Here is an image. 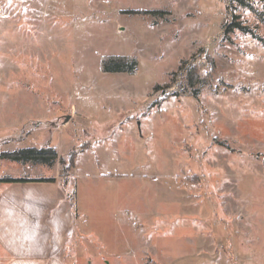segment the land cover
Here are the masks:
<instances>
[{
    "label": "rangeland",
    "instance_id": "374dc122",
    "mask_svg": "<svg viewBox=\"0 0 264 264\" xmlns=\"http://www.w3.org/2000/svg\"><path fill=\"white\" fill-rule=\"evenodd\" d=\"M247 2L0 0L2 150L82 147L65 182L58 157L3 159L0 172L64 186L71 264H264V45L253 35L264 37V0ZM231 20L251 31L226 30ZM103 54L138 67L102 71ZM182 59L196 64L194 86L173 74Z\"/></svg>",
    "mask_w": 264,
    "mask_h": 264
},
{
    "label": "crops",
    "instance_id": "0c3cea01",
    "mask_svg": "<svg viewBox=\"0 0 264 264\" xmlns=\"http://www.w3.org/2000/svg\"><path fill=\"white\" fill-rule=\"evenodd\" d=\"M44 143L38 141L33 146ZM2 145L0 139V151ZM3 159L0 157V165ZM75 221L74 208L58 179L0 180V264H71L64 257V248L72 237ZM86 264H93L92 259H87ZM169 264L222 263L191 254Z\"/></svg>",
    "mask_w": 264,
    "mask_h": 264
},
{
    "label": "trees",
    "instance_id": "16d2710c",
    "mask_svg": "<svg viewBox=\"0 0 264 264\" xmlns=\"http://www.w3.org/2000/svg\"><path fill=\"white\" fill-rule=\"evenodd\" d=\"M241 4L249 5L247 0H236ZM251 7V6H250ZM128 13H136V14H146V13H157L162 14L164 13V10L160 9H128L124 10ZM233 28H238L242 32H250V28L244 24H241L238 20H231L227 26L226 30H231ZM255 37H257L260 42L264 45V37H259L253 34ZM196 57V56H193ZM206 57V54H205ZM211 66H213V61L210 60ZM138 67V60L136 56L129 55V54H103L100 57V69L102 71H108V72H127V73H134ZM185 69L186 76L188 79V82L191 86H194L200 79V76L197 72V67L195 62H189L187 59H182L178 65V70L174 71L173 74L177 73L180 70ZM171 84L167 83L163 87L169 88ZM162 88L159 84H156L154 86L155 90H158ZM176 91L168 92V94H176ZM198 90L197 88H194L192 91L193 96H197ZM44 124L43 120H34L32 121L33 127L43 126L41 124ZM45 125V124H44ZM47 125V124H46ZM55 125V124H54ZM220 144L226 145V142L219 140ZM82 149V147L72 148L69 150L66 154H61L58 156L57 151L53 146L49 144V142H46L42 144L41 146H22L19 148H15L12 150H2L0 151V157H3L5 159H9L12 161H17L20 163H26L28 161L40 163L43 165L51 166L54 161L57 159L61 163V177L62 182H65L69 175V170L74 164V158L76 157L77 153ZM1 181L5 182H12V181H25V180H46V181H54L55 178L53 176H47V177H29V176H12L9 174L2 175L0 177ZM68 199L70 200V204L73 207V201L71 199L70 194L66 193Z\"/></svg>",
    "mask_w": 264,
    "mask_h": 264
}]
</instances>
